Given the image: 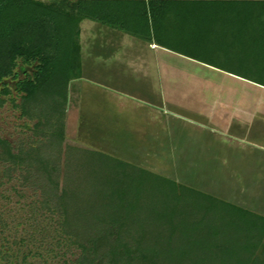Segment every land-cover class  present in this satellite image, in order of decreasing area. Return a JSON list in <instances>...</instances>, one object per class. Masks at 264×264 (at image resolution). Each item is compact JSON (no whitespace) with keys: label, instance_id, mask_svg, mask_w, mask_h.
Segmentation results:
<instances>
[{"label":"trees","instance_id":"1","mask_svg":"<svg viewBox=\"0 0 264 264\" xmlns=\"http://www.w3.org/2000/svg\"><path fill=\"white\" fill-rule=\"evenodd\" d=\"M153 4L0 0V92H10L11 78L21 112L36 118V129L47 128L43 140L17 152L0 136V157L46 181L60 230L79 251L76 264H264V215L251 209L91 149L65 156L59 182L68 89L81 74L83 19L198 60L205 59L194 47L199 42L238 44V64L213 65L264 86V0L195 1L214 12L190 21L181 47L173 34L157 31ZM217 23L223 33L212 32Z\"/></svg>","mask_w":264,"mask_h":264},{"label":"rangeland","instance_id":"2","mask_svg":"<svg viewBox=\"0 0 264 264\" xmlns=\"http://www.w3.org/2000/svg\"><path fill=\"white\" fill-rule=\"evenodd\" d=\"M88 24L99 23L81 22V74L70 81L68 89L59 182L65 156L91 149L264 215V167L245 174L247 165L238 168L235 160H201L199 137L190 136L198 135V128H186L187 143H178L175 135L183 132L180 124L174 126L163 113L157 115L156 108L146 114L138 101L120 93L136 96L138 92L137 75L124 57L113 52L107 59H96L101 63L97 67L89 64L93 39L100 35L87 29ZM7 82L10 92H0V136L17 152L43 140L47 128L36 129V118L21 112L14 81L9 78ZM257 98L258 102L264 95ZM46 191V181H37L33 172L27 175L26 165L11 166L0 157V264H76L79 251L61 232L55 199ZM44 198L49 199L47 204Z\"/></svg>","mask_w":264,"mask_h":264},{"label":"crops","instance_id":"3","mask_svg":"<svg viewBox=\"0 0 264 264\" xmlns=\"http://www.w3.org/2000/svg\"><path fill=\"white\" fill-rule=\"evenodd\" d=\"M124 1H143L147 4L151 0ZM152 1L157 31L173 34L170 38L181 47L187 38L186 34L191 33L188 28L191 26L190 21L194 24L195 20L214 12L201 9L199 4L193 3L221 0ZM159 1L170 3L164 8ZM92 21L94 24L97 22ZM86 27L100 35V38L93 39L95 43H91L89 64L97 67L101 63L96 59H107L113 52L124 57L131 72L137 75L138 92L136 96L129 94V91L120 93L138 101L137 106L146 114L156 108L158 112H153L157 115L163 113L174 126L180 124L183 132L178 131L175 135L178 143H187L184 133L186 128H198V135L192 133L190 136L199 137L201 160L208 157L212 160H235L238 168L247 165L245 174L264 167V99L260 98L257 102L259 94L264 95V86L252 81V77L240 76L234 69L213 65L238 64V44L223 40L220 43L199 42L194 47L202 51L205 59L198 60L161 46L154 39L147 41L111 25L99 23ZM213 27L212 32L223 33L218 23ZM88 40L93 41L90 38ZM115 60L118 61V58ZM150 90L154 92L148 94Z\"/></svg>","mask_w":264,"mask_h":264}]
</instances>
